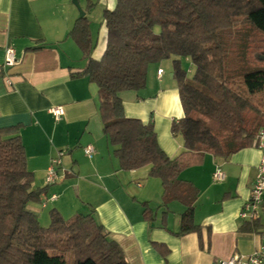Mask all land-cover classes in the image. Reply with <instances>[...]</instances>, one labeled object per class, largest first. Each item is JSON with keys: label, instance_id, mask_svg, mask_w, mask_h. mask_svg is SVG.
<instances>
[{"label": "crops", "instance_id": "obj_1", "mask_svg": "<svg viewBox=\"0 0 264 264\" xmlns=\"http://www.w3.org/2000/svg\"><path fill=\"white\" fill-rule=\"evenodd\" d=\"M79 2L90 22L91 57L99 60L107 45L103 13L113 10L117 0ZM79 12L73 0H0V128L20 126L33 186H47L43 202L29 207L48 223L54 208L65 219L93 214L123 248L128 264H213L235 252H254L264 227L241 231L246 220L240 211L250 197L261 151L254 145L229 157L207 153L201 164L181 172L182 180L199 189L195 222L201 233L180 234L186 206L178 200L163 205V184L149 175L151 165L121 169L115 146L104 135L98 86L80 74L88 57L69 35ZM9 47L19 58L11 67L5 66ZM172 59L149 66L144 89L120 96L125 114L152 122L160 146L175 158L185 146L171 126L185 112ZM55 105L65 108L60 120L49 111ZM89 144L95 149L92 156L85 152ZM61 150L65 151L61 179L47 184L50 161ZM217 167L226 174L222 181L213 179ZM52 195L56 199H50ZM263 214L264 204L261 222Z\"/></svg>", "mask_w": 264, "mask_h": 264}, {"label": "trees", "instance_id": "obj_2", "mask_svg": "<svg viewBox=\"0 0 264 264\" xmlns=\"http://www.w3.org/2000/svg\"><path fill=\"white\" fill-rule=\"evenodd\" d=\"M107 45L91 57L93 42L86 14L69 35L88 57L80 74L98 86L103 132L115 146L123 170L151 165L163 184V205L186 206L180 234L201 233L195 222L199 189L180 174L207 153L229 157L254 146L264 126V0H117L103 13ZM172 59L184 116L171 130L185 150L170 157L152 122L125 114L123 91L147 86L153 63ZM194 72L189 76L184 59ZM20 126L0 128V264H128L123 248L93 214L65 219L50 210L43 226L30 203H41L46 187H34V173ZM260 219L246 220L243 232H258Z\"/></svg>", "mask_w": 264, "mask_h": 264}, {"label": "built area", "instance_id": "obj_3", "mask_svg": "<svg viewBox=\"0 0 264 264\" xmlns=\"http://www.w3.org/2000/svg\"><path fill=\"white\" fill-rule=\"evenodd\" d=\"M19 62V58L15 52V49L9 47L6 49L5 66L11 67ZM164 72V68L158 69V75L161 76ZM56 120H60L65 114V108L63 105H55L49 109ZM255 146L261 151V159L257 167V174L254 184L251 189L249 199L244 203L240 216L243 220H257L261 217L262 207L264 204V126L258 131ZM95 149L92 144L85 147V152L92 156ZM65 154L64 150L58 152V154L52 157L50 165L47 170L46 182L47 184L56 183L61 179L62 156ZM226 177L225 172L217 167L213 173V179L216 181H222ZM56 195H52L50 199H56ZM213 264H264V235L262 236L260 245L251 254H242L235 252L228 259H218Z\"/></svg>", "mask_w": 264, "mask_h": 264}, {"label": "rangeland", "instance_id": "obj_4", "mask_svg": "<svg viewBox=\"0 0 264 264\" xmlns=\"http://www.w3.org/2000/svg\"><path fill=\"white\" fill-rule=\"evenodd\" d=\"M79 15H80V12H79ZM166 66H167V63L165 64ZM184 65H186L187 66V71H188V74L190 73V71L192 70V69H194V65H193V63H192V61L189 59V58H185L184 59ZM194 71V70H193ZM192 76V75H191ZM40 222H41V224L43 225V226H48L49 225V223L48 222H44V220H40ZM262 224H263V227H264V214H263V217H262Z\"/></svg>", "mask_w": 264, "mask_h": 264}, {"label": "water", "instance_id": "obj_5", "mask_svg": "<svg viewBox=\"0 0 264 264\" xmlns=\"http://www.w3.org/2000/svg\"><path fill=\"white\" fill-rule=\"evenodd\" d=\"M73 2H74V4H75V5L79 8V10H80V17H81V16H84V15H85V11H84L83 8L81 7L79 0H73ZM260 59H263V60H264V55H261V56H260Z\"/></svg>", "mask_w": 264, "mask_h": 264}]
</instances>
